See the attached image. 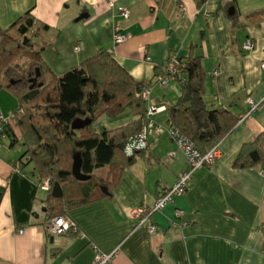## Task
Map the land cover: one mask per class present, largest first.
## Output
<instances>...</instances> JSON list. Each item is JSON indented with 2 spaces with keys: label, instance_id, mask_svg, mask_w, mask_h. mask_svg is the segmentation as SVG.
Masks as SVG:
<instances>
[{
  "label": "crops",
  "instance_id": "0c3cea01",
  "mask_svg": "<svg viewBox=\"0 0 264 264\" xmlns=\"http://www.w3.org/2000/svg\"><path fill=\"white\" fill-rule=\"evenodd\" d=\"M27 9L47 25L36 41L54 73L105 50L136 82L149 84L144 109L148 103L159 107L148 117L165 128L164 107L176 100L180 85L175 80L159 86L152 79L169 54L198 56L204 106L227 109L236 119L212 145L211 163L193 170L184 193L151 214V235L134 226L127 210L151 204L185 169L184 155L167 132H149L146 147L121 167L103 195L88 180L84 188L94 198L63 214L76 231L54 235L43 214L45 190L32 167L17 162L14 143L0 135V264H90L95 253L112 254L109 264H264V172L259 164H232L238 148L264 130V69L258 67L264 61V0H0V25ZM79 13L86 16L73 20ZM115 26L126 38L113 44ZM247 39L251 50L242 47ZM246 99L260 105L247 111ZM13 102L0 105L2 115L10 118ZM130 119L124 108L99 123L112 129ZM8 123L18 137L14 121ZM105 171L93 170L97 176ZM173 208L182 210L180 217Z\"/></svg>",
  "mask_w": 264,
  "mask_h": 264
},
{
  "label": "trees",
  "instance_id": "16d2710c",
  "mask_svg": "<svg viewBox=\"0 0 264 264\" xmlns=\"http://www.w3.org/2000/svg\"><path fill=\"white\" fill-rule=\"evenodd\" d=\"M230 13L234 16L233 11ZM46 28L34 20L30 9L8 26L0 25V90L16 98L9 119L14 121L18 137L9 119H0V135L10 145L20 140L23 150L17 162L30 163L38 181L48 180L43 213L48 222L63 215L66 208L94 198L84 188L88 180L93 179L96 188L104 186L103 192L96 191L97 196L104 194L121 167L143 150L125 155L124 143L142 129L146 119L140 98L142 82H136L107 51L98 50L54 73L40 56L42 45L36 41ZM178 59L183 61L182 79L177 80L178 97L164 107L166 127L178 131L202 153L230 130L236 117L227 109L204 106L198 56ZM124 108L129 111L130 122L112 129L99 123L101 117L117 118ZM73 118L89 122L71 128ZM236 152L234 167L259 164L263 169L264 130ZM97 167L106 169L103 176L94 174Z\"/></svg>",
  "mask_w": 264,
  "mask_h": 264
},
{
  "label": "built area",
  "instance_id": "2783aa9c",
  "mask_svg": "<svg viewBox=\"0 0 264 264\" xmlns=\"http://www.w3.org/2000/svg\"><path fill=\"white\" fill-rule=\"evenodd\" d=\"M107 5L110 6V2H107ZM119 14L122 17H126V11L123 8H119ZM126 38L124 32H122L117 26L113 27V32L111 35V41L113 44L120 43ZM247 50H251L253 48V42L249 39L245 40L242 44ZM74 50H78V46H73ZM183 66V61L179 60L178 57L174 54H169L158 68V72L152 79V83H155L159 86H164V84L168 81H175L182 79L181 69ZM258 67L260 69H264V61H260L258 63ZM142 90L140 93V98L144 101L148 100V91L149 84L147 82L142 83ZM247 111L251 109H255L259 104L253 103L250 99H246ZM159 107L154 104L148 103L145 107V124L142 129L137 133L133 134L127 141L124 143V154L131 155L135 150H141L146 147V137L149 132L160 133L162 131L167 132L173 143L176 144L177 148L180 149L185 159V169L179 171L176 174V178L174 181L166 186L161 188V193L152 201L151 204H142L140 206L134 207L132 209L127 210L128 216L135 220L134 226H140L143 228L146 234H153L155 232V225L151 221V214L153 212H157V210L161 209L166 203L171 202L173 196H180L184 193L185 187L190 180L191 172L195 169L202 168V166H208L209 163L213 160L216 155L215 147L209 148L207 151L198 153L194 148L192 142L188 141L182 135L170 128H162L160 125L153 123L149 119V115L154 111L158 110ZM247 113V112H246ZM246 113L240 115V118L246 116ZM0 119H3L0 116ZM168 155H171L168 153ZM262 173L264 169L260 170ZM39 188L45 190L48 187V180L43 179L38 183ZM173 215L175 217H180L183 213L181 209L173 208ZM47 232L50 235L54 234H64L66 231H76V228L73 225V222L66 216L58 215L51 217L46 223ZM22 228L18 229V233L22 232ZM112 254H103V253H95L90 259V264H109V260Z\"/></svg>",
  "mask_w": 264,
  "mask_h": 264
},
{
  "label": "rangeland",
  "instance_id": "374dc122",
  "mask_svg": "<svg viewBox=\"0 0 264 264\" xmlns=\"http://www.w3.org/2000/svg\"><path fill=\"white\" fill-rule=\"evenodd\" d=\"M10 97H11V99H13V104H16V98L14 97V95L13 94H11L10 92H8V91H5V90H0V105L3 107V106H9V105H11V99H10ZM15 107V105H12V107ZM13 107V108H14ZM2 111H0V116L3 118V119H7V118H9L8 116H4V115H2ZM14 146H15V148H17L18 149V155H19V153L23 150V148H22V145H21V141L20 140H18V141H16L15 143H14ZM17 155V156H18ZM25 166V168L26 169H31V164L30 163H28V164H25L24 165ZM98 189L101 191L102 190V186H98Z\"/></svg>",
  "mask_w": 264,
  "mask_h": 264
},
{
  "label": "water",
  "instance_id": "95a60500",
  "mask_svg": "<svg viewBox=\"0 0 264 264\" xmlns=\"http://www.w3.org/2000/svg\"><path fill=\"white\" fill-rule=\"evenodd\" d=\"M84 16H86V13H79V15L74 17L73 20H79L80 17H84ZM24 41H25V39H24ZM88 122H89V120L86 118H84V119L73 118L72 121L70 122V124H71L70 127L71 128L82 127V126H84V124H87ZM77 177L82 178V176H80L79 174L77 175ZM102 190H103V188H102Z\"/></svg>",
  "mask_w": 264,
  "mask_h": 264
}]
</instances>
